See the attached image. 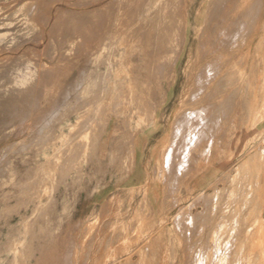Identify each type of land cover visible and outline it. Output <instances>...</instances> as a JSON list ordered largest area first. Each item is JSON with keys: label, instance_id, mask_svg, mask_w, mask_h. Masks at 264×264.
<instances>
[{"label": "rangeland", "instance_id": "1", "mask_svg": "<svg viewBox=\"0 0 264 264\" xmlns=\"http://www.w3.org/2000/svg\"><path fill=\"white\" fill-rule=\"evenodd\" d=\"M155 1L0 0V93L33 88L2 104L0 162L12 173L0 165V264H248L255 254L264 0Z\"/></svg>", "mask_w": 264, "mask_h": 264}, {"label": "bare ground", "instance_id": "2", "mask_svg": "<svg viewBox=\"0 0 264 264\" xmlns=\"http://www.w3.org/2000/svg\"><path fill=\"white\" fill-rule=\"evenodd\" d=\"M154 5H153V3H152V5L153 6H155V5H158V1H155L154 0ZM151 3V2H150ZM148 5H149V3H148ZM151 6V5H150ZM148 8V7H147ZM146 8V9H147ZM153 8V7H152ZM152 8H149V10L150 9H152ZM156 9V8H155ZM148 10V9H147ZM148 10V11H149ZM153 10H154V8H153ZM152 11V10H151ZM150 11V12H151ZM20 12H28V9H27V7L26 8H21L20 9ZM148 14V13H147ZM150 15V14H149ZM146 17V16H145ZM18 21V20H17ZM23 21V20H22ZM4 35H0V38L1 37H3ZM0 44H2V42H0ZM73 50V48H71L69 51L71 52ZM100 53V52H99ZM8 84H9V82H7L6 81V83H3L2 85H1V87H3V86H8ZM32 90H33V88L31 87V86H29V87H25L24 89H23V91L21 92V91H19L18 92V94H16V96H18V97H16L15 99H8L7 97H3V93L1 92L0 93V122H3V123H5V124H10V119H6V120H3L2 121V119L4 118V117H6L7 115H5V114H2L1 113V111H2V109H3V105L2 104H4L5 102H7V100H8V102L10 103V102H12V103H15V107H17V102H19V101H21V100H24L25 99V97H26V93L27 92H32ZM72 90V89H71ZM71 93V92H70ZM184 116V115H183ZM218 116V115H217ZM224 116V115H223ZM185 117V119H186V116H184ZM188 117V116H187ZM190 117V116H189ZM9 118V117H8ZM191 118V117H190ZM183 120V119H182ZM177 121H179V120H177ZM211 121V120H210ZM51 122V121H50ZM181 122V121H180ZM179 122V123H180ZM184 122H186V121H184ZM206 122V121H205ZM175 123H177V122H175ZM189 123H191V122H189ZM204 123V122H203ZM202 123V124H203ZM188 123L186 122V125H187ZM209 124H211V123H209ZM178 126H179V124H177ZM217 125V124H216ZM176 126V125H175ZM204 127V126H203ZM179 128V127H178ZM198 130H200V129H198ZM214 129H212V132H214L213 131ZM216 130V129H215ZM45 131V130H44ZM202 131V130H201ZM211 131V130H210ZM179 132V131H178ZM178 132H176V133H178ZM258 132V131H257ZM174 133V132H173ZM201 133H203V132H201ZM207 133V132H206ZM209 133V132H208ZM207 133V134H208ZM8 134H11V132H8ZM197 134H200V133H197ZM204 134V133H203ZM210 134V133H209ZM38 135V134H37ZM40 135H42V134H40ZM175 136H176V134H175ZM174 136V137H175ZM193 136V135H192ZM42 137V136H41ZM40 137V138H41ZM177 137V136H176ZM5 138H7V137H3V139H5ZM186 139V138H185ZM197 139H199V138H197ZM185 141V140H184ZM197 141V140H196ZM24 142V141H23ZM28 142V141H27ZM183 142V141H182ZM186 142V141H185ZM193 142V141H192ZM193 143H195V142H193ZM30 144V143H29ZM19 144H17V146H18ZM22 145V144H21ZM24 145V144H23ZM22 145V146H23ZM25 145H27V144H25ZM24 145V146H25ZM191 145V144H190ZM20 146V145H19ZM18 146V147H19ZM28 146V145H27ZM30 146V145H29ZM28 146V147H29ZM181 146V145H180ZM179 146V147H180ZM184 146V145H183ZM11 147H14V145L13 146H11ZM192 147V146H191ZM6 148V147H5ZM5 148L3 149V150H5ZM8 148H10L9 146H8ZM16 148V147H15ZM182 148V147H181ZM261 148V147H260ZM21 149V148H20ZM190 149V148H189ZM257 149H258V146H257ZM8 150H10V149H8ZM12 150V149H11ZM13 150H14V148H13ZM24 150V149H23ZM178 151H179V149H177ZM256 150V149H255ZM16 151H18V150H16ZM15 151V152H16ZM19 151H21V150H19ZM25 151V150H24ZM181 151H182V149H181ZM260 151V150H259ZM8 152H10V151H8ZM255 152V151H254ZM180 153V151L178 152V154ZM184 153V152H183ZM187 153V152H186ZM258 153V152H257ZM256 153V154H257ZM262 153V152H261ZM5 154H7V157H8V153L6 152V150L5 151H3V152H1L0 153V158L2 157V156H4ZM188 154V153H187ZM251 155H254V154H251ZM175 156V155H174ZM5 157V156H4ZM179 157V156H178ZM187 157V156H186ZM254 157V156H253ZM261 157V156H260ZM27 158V157H26ZM166 158H167V156H166ZM232 158H233V156H232ZM250 158V157H249ZM248 158V159H249ZM6 159V158H5ZM179 159V158H178ZM251 159V158H250ZM11 160V159H10ZM10 160H6V161H3V162H0V165L1 164H3L4 163V169H6V171L8 172L7 174H8V178H9V175H10V173H12V171L10 170V167L12 166V162L10 161ZM176 160V159H175ZM180 160H182L181 158H180ZM1 161H2V159H1ZM179 161V160H178ZM177 161V162H178ZM253 161V160H252ZM257 161V160H256ZM255 160H254V162H256ZM173 161L171 160V163H172ZM185 162V161H184ZM253 162V163H254ZM14 163V162H13ZM167 163V162H166ZM180 164H181V162H179ZM244 163V162H243ZM185 164V163H184ZM175 165V164H174ZM179 165V164H178ZM177 165V166H178ZM8 166H10L9 167V169H8ZM238 166H240V165H238ZM253 166V165H252ZM170 168H172V166H169ZM182 167V166H181ZM184 167H182V169H183ZM252 168V167H251ZM260 168V167H259ZM258 168V169H259ZM12 169H14L13 167H12ZM179 169V168H178ZM256 170V169H255ZM4 171V170H3ZM173 171V170H172ZM251 171V170H250ZM249 172V171H248ZM248 172H247V175H249V177L251 178V181H257L256 179H257V177H256V174H254V172L252 173H250V174H248ZM256 172V171H255ZM176 173V172H175ZM181 173V172H180ZM173 175V174H172ZM261 176V175H260ZM177 177V176H176ZM179 177V176H178ZM223 177V176H222ZM175 178V177H174ZM173 178V179H174ZM225 178H226V175H225ZM171 178H169V180H170ZM178 179V178H177ZM220 179V178H219ZM2 180L5 182L6 181V177H4V178H2ZM175 180H176V178H175ZM218 180V179H217ZM222 180V179H221ZM226 180V179H225ZM178 181V180H177ZM224 181V180H223ZM263 182V181H262ZM218 184V183H217ZM215 185V184H214ZM175 186V185H174ZM249 186H250V188L252 189V188H254V185H253V183L251 184H249L248 185V187L246 186V188L244 189V194H245V198H247V202L248 203H250V202H252L253 203V197L255 196L254 195V191L253 192H250L249 191ZM212 187V186H211ZM257 187V186H256ZM174 188V187H173ZM215 188H216V186H215ZM214 188V189H215ZM174 190V189H173ZM240 190V189H239ZM216 192V191H215ZM214 192V193H215ZM250 192V193H249ZM263 194H264V192H263ZM241 195V194H240ZM239 195V196H240ZM200 196H202V195H200ZM210 196V195H209ZM223 196V195H222ZM264 197V196H263ZM187 198V197H186ZM208 198V197H207ZM242 198V197H241ZM202 200V199H201ZM216 200V199H215ZM222 200V199H221ZM195 201V200H194ZM209 201V200H208ZM214 201V200H213ZM261 201V200H260ZM258 202V201H257ZM256 202V204L258 205L259 203H257ZM196 203V202H195ZM215 203V202H214ZM213 203V204H214ZM42 205V204H41ZM250 205H252V204H250ZM256 205V206H257ZM261 205V206H260ZM215 206V205H214ZM217 206V205H216ZM249 206V205H248ZM255 207V206H254ZM208 208H210L209 206L207 207V209ZM213 208V207H212ZM190 209V208H189ZM211 209V208H210ZM216 209V208H215ZM247 209H249V208H247ZM214 210V209H213ZM210 211V210H209ZM245 211H246V209H245ZM252 212H253V215H254V213H255V218H258L260 215H261V213H263L264 212V200H263V202H260V204H259V207L257 206V207H255L253 210H252ZM245 213V212H244ZM249 213V212H248ZM211 214V213H210ZM243 214V213H242ZM212 215V214H211ZM192 216V215H191ZM35 217V216H34ZM222 218V217H221ZM194 219V218H193ZM190 220H191V218H190ZM243 220V219H242ZM192 221V220H191ZM234 221V220H233ZM187 222H190V221H187ZM192 223V222H191ZM242 223H244V222H242ZM244 225V224H243ZM219 227V226H218ZM261 227H263V226H261ZM229 228V227H228ZM205 229V228H204ZM199 230V229H198ZM235 231V230H234ZM252 231V229L250 228V227H248V229H246V235L247 236H249V235H251V232ZM240 232H241V229H240V231H238V233H239V236L242 234H240ZM216 233V232H215ZM217 235H218V233H217ZM238 235V234H237ZM254 235H255V238H254V243L253 244H255V247L257 248V249H253V251H255V254H253L250 258H248V264H264V247H262V245L263 244H261V242H262V239H263V236H264V232L261 230V229H259V230H256L255 231V233H254ZM240 237H242V236H240ZM239 237V238H240ZM173 240V239H172ZM1 242V241H0ZM212 242H213V240H212ZM226 242H227V239H226ZM197 243V242H196ZM200 243V242H199ZM172 244V243H171ZM207 244V243H206ZM217 244H219V243H217ZM183 245V244H182ZM239 245V244H238ZM175 246V245H174ZM198 246V245H197ZM230 246V245H229ZM206 247V246H205ZM215 247V246H214ZM226 247V246H225ZM236 247H238V246H236ZM219 249V248H218ZM232 249V248H231ZM190 250V249H189ZM188 250V251H189ZM223 251H224V249H222ZM234 250H235V248H234ZM191 251V250H190ZM206 251H207V249H206ZM229 251V250H228ZM227 251V252H228ZM193 252V251H192ZM195 252V251H194ZM172 253V252H171ZM234 253V251H232V254ZM246 253V252H245ZM69 254V253H68ZM174 254V253H173ZM188 253H186V255H187ZM206 254V253H205ZM247 254H248V252H247ZM186 255H185V257H186ZM191 255V254H190ZM231 255V254H230ZM130 256V255H129ZM164 256V255H163ZM193 256V255H192ZM205 256V255H204ZM229 256V255H228ZM69 257V256H68ZM67 257V258H68ZM201 257V256H200ZM187 258H189V257H187ZM191 258V257H190ZM236 259H237V257H235ZM200 259V258H199ZM66 260V259H65ZM70 260V259H69ZM194 260V259H193ZM216 260V259H215ZM228 259H226V261H227ZM118 261V260H117ZM120 261V260H119ZM127 262V261H126ZM197 262V261H196ZM199 262H201V261H199ZM186 263V262H185ZM213 263H215V261L213 262ZM222 263V262H221ZM227 263H228V261H227ZM65 264V263H64ZM225 264V263H224ZM230 264V263H229Z\"/></svg>", "mask_w": 264, "mask_h": 264}, {"label": "crops", "instance_id": "3", "mask_svg": "<svg viewBox=\"0 0 264 264\" xmlns=\"http://www.w3.org/2000/svg\"><path fill=\"white\" fill-rule=\"evenodd\" d=\"M250 5H251L252 7L250 8V10L246 11V14H245V15L247 16V17H246L247 19H251V16H253V14L256 13L255 10H254L253 8L256 7V6L258 5V1H255L253 5H252V4H250ZM201 130H202V131H201ZM203 131H204V130H203L202 128H201L200 130H198L197 133H200V134H198V135H200L199 137H202V134L204 133ZM201 132H203V133H201ZM197 138H198V137H197ZM194 144H196V142H195Z\"/></svg>", "mask_w": 264, "mask_h": 264}]
</instances>
